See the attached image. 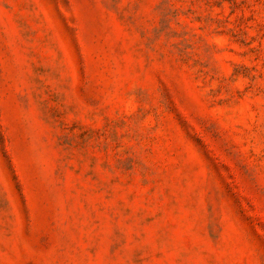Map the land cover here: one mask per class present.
<instances>
[{"label":"rangeland","instance_id":"obj_1","mask_svg":"<svg viewBox=\"0 0 264 264\" xmlns=\"http://www.w3.org/2000/svg\"><path fill=\"white\" fill-rule=\"evenodd\" d=\"M0 264H264V0H0Z\"/></svg>","mask_w":264,"mask_h":264}]
</instances>
